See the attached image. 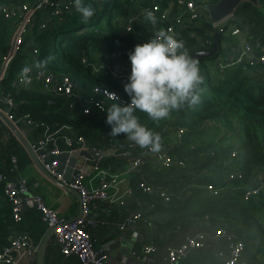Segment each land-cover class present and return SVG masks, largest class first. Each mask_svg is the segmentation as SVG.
<instances>
[{
  "label": "trees",
  "instance_id": "obj_1",
  "mask_svg": "<svg viewBox=\"0 0 264 264\" xmlns=\"http://www.w3.org/2000/svg\"><path fill=\"white\" fill-rule=\"evenodd\" d=\"M39 1L0 0V60L9 49L14 31L13 22L4 18L1 9L32 6ZM178 1L149 2L168 9ZM201 1L207 4L220 0ZM84 2L95 9L86 21L74 8L61 18L47 20L42 14L36 17L35 26L25 38L23 50L11 62L1 86L16 104V117L27 116L35 124L64 128L59 137H71L75 148L82 144L106 148L129 141L123 134L116 137L108 135L110 128L105 123L106 115H72L65 110L63 98L54 96L41 86L27 89L12 86V81L24 67L50 58L42 70L72 77L85 96L92 95L95 87H106L128 102L123 85L106 69H98V65L105 63L123 67L129 62L128 52L133 46L152 36V28L145 18L131 32H127L123 24L132 11L147 6L146 0H108L105 4L97 0ZM182 21L178 39L183 41L191 57L197 51L212 48L204 45L207 35L211 38L212 33L219 32L218 42L222 45L229 42L234 29L245 34L253 49H264V0H259L258 6L245 2L217 29L208 16L190 20L183 14ZM40 23H45L47 28L40 30ZM169 24L161 23L160 28ZM29 40L37 50L36 55L33 50L26 52ZM220 56H224L222 49L210 59L197 60L203 77L198 105L173 111L161 121H152L146 114L135 113L139 122L158 133L160 138L172 139V129H186L181 141L174 142L169 148L175 160L184 161L183 167H158L150 161H145L143 167L144 175L168 187L169 201L151 195L146 198L153 203V210L159 209L167 216L159 225L160 229L178 227L188 230L206 219L204 228L208 233L226 228L244 242L245 250L240 261L264 264V193L244 199V191L252 175L261 171L264 177V81L261 78L264 76L257 74L264 64L247 62L221 72L216 68V59ZM228 146H231L229 152ZM233 152L236 155L231 157ZM110 162L123 166L127 160L111 157ZM232 174L235 176L230 178ZM208 184L217 188L218 193L208 191ZM0 196L1 236L13 231L15 222L1 183ZM216 241L224 245V241Z\"/></svg>",
  "mask_w": 264,
  "mask_h": 264
},
{
  "label": "built area",
  "instance_id": "obj_2",
  "mask_svg": "<svg viewBox=\"0 0 264 264\" xmlns=\"http://www.w3.org/2000/svg\"><path fill=\"white\" fill-rule=\"evenodd\" d=\"M108 0H97L100 4H105ZM146 0L147 6L140 7L136 11H132L124 20V28L127 32L134 30V26L142 23L146 11H151L156 18L155 23H150L152 28L151 35L157 31L164 30L175 34L178 38V28L182 26V15H186L190 20H201L207 14L206 4L201 0H179L176 4H172L167 9L161 8L158 3H151ZM73 8V0H40L32 6L21 7H4L1 9L4 18L13 22L14 33L12 41L6 54L0 60V111L10 120L20 131L22 136L28 141L38 162L45 171L56 180L68 185L75 190L80 197L81 215L74 219H64L46 205L43 198L33 194L28 186L25 177H13L18 171V158L15 155L9 156V164L5 169L0 165V183L4 197L12 208V218L18 223L27 209L36 210L41 221L48 229L54 228L55 243L59 248V253L63 257L74 256L80 260L82 264H113L110 259L109 243H100L93 235V231L100 227H108L109 222H101L90 219V214L99 208V206L108 200L109 190L118 184V176H110L104 169V162L110 156L127 160L129 169L133 174L137 175L136 187L144 194L154 197L163 198L169 201L168 187L162 183H150L145 179L143 167L145 161L158 167L169 168L174 165L184 166V161L175 160L169 153V147H166L167 137L160 138V150L151 152L148 149H141L133 142H123L117 145L108 146L106 148H96L82 144L80 148L74 147V141L71 137L61 136L63 128L53 129L52 126L44 124H35L29 120L27 116L18 118L15 115L16 104L11 96L5 94L1 83L6 76L7 70L15 58V56L23 50L25 38L29 29L35 26V18L42 14L46 19L53 17L61 18L64 14L71 12ZM233 15L229 18H232ZM228 18V19H229ZM227 20V19H226ZM164 22H170L168 26H161ZM224 22V21H223ZM222 22V23H223ZM220 23V24H222ZM220 24H213L214 28H218ZM45 23H40L39 29L45 30ZM240 33L239 29H234L232 35ZM214 34L211 38L207 35L204 39V45L212 46L214 42ZM34 55L37 54L36 48L32 45ZM251 44L244 41L240 46L233 44L223 49L224 56L216 59V68L223 72L229 67L243 64L247 62H256L264 64V49L260 50L261 54L255 55ZM98 69H106L112 74L121 85L127 81L130 72L129 62L123 67H114L111 64L100 63ZM27 73L18 74L12 81V86L20 89H27L34 84H39L45 91L54 94V96L63 98L65 101V110L72 115L89 116L93 114L106 115L101 107L107 109L113 103H127L118 93L106 87H95L92 95L85 96L83 90L79 89L70 76L56 75L54 73L37 70L32 66ZM33 132L37 136L33 140ZM173 143L181 141L186 129L183 127L172 129ZM81 141V140H80ZM82 142V141H81ZM80 142V143H81ZM107 150H112L110 154H105ZM94 152L96 157H81L82 160L90 164L92 171L98 173V184L95 187H88L85 182L87 172H83L74 182L68 183L64 180L63 174L58 171V157L63 152ZM236 152L231 153L234 157ZM232 174L230 178L234 177ZM241 175L239 174L238 177ZM208 191L214 194L218 193V189L212 184L206 185ZM264 193V177L256 186H247L244 191V199L248 200ZM143 213L140 211L129 214L121 223L114 226L121 231L131 229V237L136 240L138 231L132 229L135 224L142 220ZM210 240H222L224 245L216 251V255L223 259V264H246L240 261L245 244L237 236L236 233L226 228L215 229L213 233L207 231H199L194 235L186 234L182 242L177 247L167 249L163 262L165 264H180L188 253L204 249L208 246ZM27 251L32 255L36 251L34 245L22 237H12L6 244L0 245V264H21L16 260V252ZM158 253V247L154 244H144L140 248L134 249L132 255L141 263H151L154 255ZM25 264H35L28 262Z\"/></svg>",
  "mask_w": 264,
  "mask_h": 264
},
{
  "label": "crops",
  "instance_id": "obj_3",
  "mask_svg": "<svg viewBox=\"0 0 264 264\" xmlns=\"http://www.w3.org/2000/svg\"><path fill=\"white\" fill-rule=\"evenodd\" d=\"M245 40L246 36L242 32L237 35L231 34L229 42L223 43L222 47L225 49L233 44H239L240 46ZM254 53L258 56L261 54V51L255 49ZM257 74L259 76H264V68L258 71ZM261 78L262 81H264V77ZM35 87L40 86L39 84H34L30 88ZM57 128L59 127H53V129ZM32 136L34 140L37 136L36 132H33ZM172 139H167L166 147H171V144H173ZM230 148L231 146L227 147V152L231 150ZM4 155L7 157L15 155L18 158L19 169L13 177H18V175L25 177L31 192L41 196L46 205L52 208L58 216L69 220L77 218V216L81 214L79 198L73 193L56 185L36 167L21 142L0 118V158ZM7 157L1 160L2 169H5L10 162L7 161ZM128 167V162L123 166L113 165L110 162V158H107L104 162L103 169L110 176H118L119 182L109 190L108 200L90 214V219L109 222L110 225L108 227L97 228L92 233L100 243H109L110 259L113 264H147L141 263L132 255L134 249L140 248L144 244H154L158 247V253L154 255V260L148 264H165L163 262V257L167 249L170 247H177L182 242L185 234H195L201 230L206 231L204 227L206 226L207 220L204 219L197 222L188 230H182L178 227L165 230L160 229L159 225L166 219V214L159 209L153 210V203L147 201L146 198L148 194L142 193L136 187L137 175L128 171ZM87 173L84 179L85 184L90 188L97 186L98 173L93 171ZM261 177V171L255 172L250 178L248 186L258 185ZM145 179L150 183H158L147 175H145ZM1 201L2 197L0 196V203ZM137 211L142 212L144 218L138 221L132 228L138 231V237L134 240L131 237V229L121 231L114 225L121 223L129 214ZM47 233H49V229L41 221L39 213L34 209H27L22 219L18 223H15L14 230L0 236V245L6 244L12 237L18 236L25 238L34 245L36 251L33 252L32 255L24 250L18 251L16 252V260L21 264L28 262L37 264V250ZM220 248L221 244H219V242L210 240L206 249L190 252L187 257L182 260L181 264H223V259L215 254ZM43 264L82 263L74 256H61L59 248L55 243L54 233H52L44 250ZM252 264L257 263L253 262Z\"/></svg>",
  "mask_w": 264,
  "mask_h": 264
},
{
  "label": "clouds",
  "instance_id": "obj_4",
  "mask_svg": "<svg viewBox=\"0 0 264 264\" xmlns=\"http://www.w3.org/2000/svg\"><path fill=\"white\" fill-rule=\"evenodd\" d=\"M73 8L85 21L95 11L84 0H73ZM144 18L149 23L156 22L151 11H146ZM221 49L220 44L218 51ZM49 59L45 58L32 67L42 70ZM128 61L130 72L123 84L128 102L113 103L107 109L101 107L106 112L105 123L110 128L108 135L123 134L139 148L157 152L161 147L159 134L141 124L135 113L146 114L152 121H161L173 111L198 105L203 82L200 67L189 55L183 41L164 30L135 44L128 52ZM29 71L27 66L22 69V73Z\"/></svg>",
  "mask_w": 264,
  "mask_h": 264
},
{
  "label": "water",
  "instance_id": "obj_5",
  "mask_svg": "<svg viewBox=\"0 0 264 264\" xmlns=\"http://www.w3.org/2000/svg\"><path fill=\"white\" fill-rule=\"evenodd\" d=\"M245 2H250L256 6L259 5V0H220L217 3H207L206 8L209 14L210 20L213 24L217 25L231 17L235 14L238 7L242 6ZM219 32L214 34V42L212 48L210 50H202L197 51L192 55V58L196 61L198 59H210L214 57V55L218 52L220 48V44L218 42ZM0 118L2 121L10 128V130L15 134L17 139L21 142L25 150L28 152L32 162L36 165V167L44 173L52 182L56 185L60 186L61 188L73 193L74 195L79 198V194L71 189L68 185L63 184L62 182L56 180L52 176H50L45 169L41 166L38 162L33 150L30 147L28 141L22 136L18 128L4 115L3 112L0 111ZM112 150H107L104 152L106 155L110 154ZM97 154L94 152H63L59 157V167L58 171L63 174V178L66 182L72 183L74 182L83 172H91L92 168L90 164L85 163L81 157H88L93 158L96 157ZM81 215V214H80ZM77 216L78 217H80ZM54 232V228L49 229V233L46 234L45 238L43 239L41 245L39 246L36 254V262L37 264H43V256L44 250L47 244V241L50 235Z\"/></svg>",
  "mask_w": 264,
  "mask_h": 264
},
{
  "label": "rangeland",
  "instance_id": "obj_6",
  "mask_svg": "<svg viewBox=\"0 0 264 264\" xmlns=\"http://www.w3.org/2000/svg\"><path fill=\"white\" fill-rule=\"evenodd\" d=\"M138 10V9H137ZM226 46V45H224ZM25 49H26V52L27 53H30L31 52V49H32V43H31V40H29V42L27 43V45L25 46Z\"/></svg>",
  "mask_w": 264,
  "mask_h": 264
},
{
  "label": "bare ground",
  "instance_id": "obj_7",
  "mask_svg": "<svg viewBox=\"0 0 264 264\" xmlns=\"http://www.w3.org/2000/svg\"><path fill=\"white\" fill-rule=\"evenodd\" d=\"M35 19H36V18H35ZM31 29H32V28H31ZM31 29H29L28 34L30 33ZM13 33H14V31H13ZM11 41H12V38H11ZM11 41H10V43H11ZM111 157H114V156H110L109 158H111Z\"/></svg>",
  "mask_w": 264,
  "mask_h": 264
}]
</instances>
